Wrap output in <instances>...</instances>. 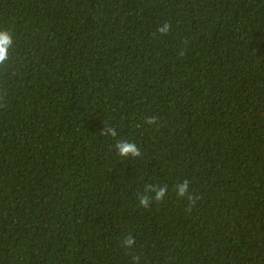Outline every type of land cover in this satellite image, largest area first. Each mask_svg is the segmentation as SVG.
<instances>
[{
	"label": "trees",
	"instance_id": "16d2710c",
	"mask_svg": "<svg viewBox=\"0 0 264 264\" xmlns=\"http://www.w3.org/2000/svg\"><path fill=\"white\" fill-rule=\"evenodd\" d=\"M0 29V264H264V0H0Z\"/></svg>",
	"mask_w": 264,
	"mask_h": 264
},
{
	"label": "clouds",
	"instance_id": "9594fccd",
	"mask_svg": "<svg viewBox=\"0 0 264 264\" xmlns=\"http://www.w3.org/2000/svg\"><path fill=\"white\" fill-rule=\"evenodd\" d=\"M158 31L161 35H167L170 31V24L165 22L163 25L158 27ZM14 35L10 29H0V66L6 64L9 60V50L13 48ZM146 124L154 125L157 124V118L149 117L145 120ZM102 135L110 136L115 138L117 136V130L114 127L106 125L105 130L101 132ZM117 154L121 157H139L141 152L138 146L134 142L128 140H120L115 145ZM189 181L187 179L175 185V191L178 197L187 198L191 205L195 204L196 197L189 192ZM168 191L167 185H154L149 184L145 186V192L151 195H141L138 197L139 206L145 209L149 208L153 202L159 203L166 196ZM135 238L129 234L123 240V246L131 249L135 245Z\"/></svg>",
	"mask_w": 264,
	"mask_h": 264
}]
</instances>
